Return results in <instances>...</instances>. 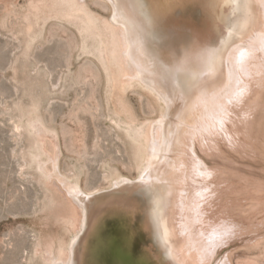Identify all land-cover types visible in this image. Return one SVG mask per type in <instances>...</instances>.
<instances>
[{
    "label": "rangeland",
    "instance_id": "rangeland-1",
    "mask_svg": "<svg viewBox=\"0 0 264 264\" xmlns=\"http://www.w3.org/2000/svg\"><path fill=\"white\" fill-rule=\"evenodd\" d=\"M215 19L205 32L192 30L193 39L182 45L179 56L174 49L154 47L170 74L183 71L184 85L175 81L166 95L176 112L172 147L177 152L169 154L168 166L176 169L182 140L193 142L205 167L198 177L190 174L205 190L204 201L194 192L192 200L183 196L181 201L180 188L173 198H161L162 208L188 211L184 224L189 230L264 221V143L247 147L246 139L234 132L236 108L229 90L235 76L232 55L239 46L225 34V16ZM217 26L225 32L216 36ZM151 30L153 36L159 34ZM172 63L178 64L174 68ZM261 81H255L263 86L244 105L264 98ZM165 106L157 93L126 72L105 0H0V264H58L65 259L80 232V208L62 182L50 176L51 164L66 182L86 191L139 175L149 117ZM257 234H264V225ZM244 236L226 233L204 249L191 236L189 249L183 243L178 254L183 252L186 264H221L227 252L246 248L251 236Z\"/></svg>",
    "mask_w": 264,
    "mask_h": 264
},
{
    "label": "bare ground",
    "instance_id": "bare-ground-1",
    "mask_svg": "<svg viewBox=\"0 0 264 264\" xmlns=\"http://www.w3.org/2000/svg\"><path fill=\"white\" fill-rule=\"evenodd\" d=\"M105 1L107 7L110 10L112 25L121 42L123 65L126 72L131 75V78H138L139 80L144 82L153 90L154 93H157L166 104L164 112L157 116L152 115L151 117H149V121L146 126L148 144L144 150L140 174L137 176L143 178L146 174L149 178L150 169H153L156 172L158 166L162 165L161 173L167 180V186L165 188L164 195L162 194L163 196L168 195V197L172 196L173 198L175 191L180 188L181 193L179 192V189L178 193L181 194V199L184 196L186 199L187 197H189L192 200V194L194 192L196 198H200L201 201H204L206 199L205 190L201 186H199V181H196L195 179H192V177H190V174H194L198 177L205 173L203 162L197 155L193 145H191L193 144V142L187 145L186 141L181 140L180 150L178 151V153H180L177 155L178 158H176L177 160H179L178 162L175 161L178 165H175L176 169H173V165L171 163L170 167L168 166L169 160L172 157H168L169 153L172 151L177 152V150L172 147V144H174L175 141L174 128L176 127L174 126V121H171L172 117H174V113L176 112H173L174 110L171 109L166 101V95L172 88L174 82L171 80V78L173 79L172 75L165 68H163L162 65V69L159 70L150 54L147 53L148 48L146 46V36L149 32L153 35L152 30L147 29L146 26H143V23L137 19L136 15L129 11L127 8L121 9L120 6L113 2V0ZM122 3L127 5L123 1ZM213 9L214 13L213 15H210V20L218 17L222 18V16H225V19H223V21H225L226 25H228V31H226L225 34L229 36V41H233L239 46L232 55V63L235 70V76L229 90L230 92H232H228V94L230 93L229 96H231L230 100L235 103L233 105L235 106L234 108H236V116L231 121L234 132L238 139H240L241 137H244L246 139L244 140V142H246L245 145H247V147L248 145L251 146L254 143H264V98H250L251 100L249 101V103L244 105L245 100L254 92L259 90L258 88L263 86V83L261 86L256 85L255 81L261 83V80L264 79V0H223L222 4L220 0L219 4ZM210 24H213V21L208 25ZM230 25L231 29L229 28ZM223 32L225 31H222L221 27L217 26V31L216 34L214 33V35L217 36L222 34ZM231 33H235V36L231 35ZM221 42H223V40ZM227 42H225V44H227ZM245 42L250 43L249 45L245 46V44H243ZM181 48H183V46ZM219 55L217 56L218 61L220 60L218 57L221 56ZM216 60H214V63L216 62ZM188 63L192 62L188 61ZM216 63L215 65L213 64V67L216 66ZM171 66H173V63ZM226 66L228 69V61ZM210 69L211 68H209L208 70L211 71ZM208 70L207 74H210ZM213 70H215V68ZM164 73H167L168 76L166 77ZM201 81H203V78ZM223 90L221 88V92ZM148 96H150L151 98L154 97L152 93H149ZM224 96L226 95H223V97ZM207 104H209V102H207ZM242 106H244V108H242ZM175 107L176 106H174L173 108L175 109ZM153 111L155 112L156 109H154ZM183 116H185L184 113ZM177 119H179V117ZM183 119L185 118H181L180 122H182ZM172 149H174L175 151ZM251 150L252 149H250V151ZM48 171L51 177H56L60 182H62V184L66 188V192L75 200L78 207L80 208V223L78 228L80 231L83 225L84 215L83 209L78 200V194L80 193V191H84L86 193H94L96 191H99V189L86 191L80 185L74 182H72V184L66 182L65 179H63L62 174L59 173V170L54 163L51 164ZM135 177L119 178L113 183L109 184V188L113 187L114 185L127 186L130 183L127 179H134ZM190 181H192V183ZM181 201H183V199ZM169 202L171 208V201ZM186 203L187 201L185 202V204ZM179 206L181 205L179 204ZM201 211L202 209H199V214ZM187 213V210L181 208H164L162 210V220L160 222L163 226L164 237L170 240V237L173 236L175 238L174 241L182 242H178V248L174 246L177 254L180 253V250L183 248V243L189 244V242H192L191 236L193 239L196 238L198 240L197 242L199 243L200 248L204 249L208 243L213 242L216 239H221V237L226 233L234 234L238 231L242 236H244L245 234L251 236L248 242L245 243L246 248L239 252L237 250L227 252L221 264H264V234H257V230L264 225V221H258L257 223L252 222L249 223L248 226H241L240 228H237V226L228 225L225 222H220L218 226L210 225L204 228L202 231H200L198 226H194V228L193 226H191V230H189L187 228L188 226L186 227L184 224V221L186 220L185 216ZM178 223L179 226L177 225ZM190 245L191 244L188 245V249ZM191 251H193V248ZM70 252L71 250L69 248L68 256L62 261L59 260L60 262H58V264H69L71 257ZM181 254L182 255H179L183 256V252H181ZM193 255L197 254H191V256ZM193 257L196 258V256ZM182 259L184 261L185 257H182ZM186 260L187 259H185V262H188Z\"/></svg>",
    "mask_w": 264,
    "mask_h": 264
},
{
    "label": "water",
    "instance_id": "water-1",
    "mask_svg": "<svg viewBox=\"0 0 264 264\" xmlns=\"http://www.w3.org/2000/svg\"><path fill=\"white\" fill-rule=\"evenodd\" d=\"M113 2L135 14L147 29L158 31L159 34L154 36L147 33L146 46L155 65L161 70L163 57L154 49L155 44H160V50L174 49L179 56L182 45L193 39L192 30L205 32L208 24L212 23L210 15H213V8L220 0ZM160 36H163L162 40ZM182 72L176 69L171 73L177 76L171 80L178 81L181 87L184 85ZM191 74L187 72L186 77L189 78ZM164 75L168 76L167 73ZM178 107L179 104L175 107L176 111ZM174 120L172 117L171 121ZM169 154L172 156L173 151ZM161 166L156 172L150 169L149 178L145 173L143 178H128L130 183L127 186L114 185L94 193L80 191L78 200L83 209L84 221L80 232L70 243L69 264H183L182 257L174 247L179 246L178 242L174 241L173 236L170 240L164 237L160 222L163 210L160 198L167 186Z\"/></svg>",
    "mask_w": 264,
    "mask_h": 264
}]
</instances>
